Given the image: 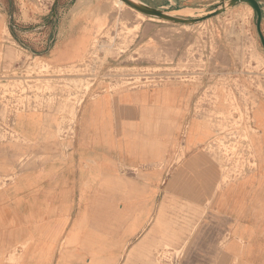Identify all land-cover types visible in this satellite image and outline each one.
Returning a JSON list of instances; mask_svg holds the SVG:
<instances>
[{
	"label": "rangeland",
	"instance_id": "rangeland-1",
	"mask_svg": "<svg viewBox=\"0 0 264 264\" xmlns=\"http://www.w3.org/2000/svg\"><path fill=\"white\" fill-rule=\"evenodd\" d=\"M115 1L11 0L8 3L14 13L10 22L27 41L23 44L30 47L29 50L11 40L7 33L0 42V66L3 65L2 70H10V80L0 81V146L13 150L17 162L14 170L24 164L21 156L25 141L15 128L18 114L28 113L24 116L29 122L32 116L42 117V125L34 123L41 127L38 140L29 147L30 162H35L43 159L34 157L38 149L45 154L43 160L55 152L69 150L77 108L85 96L99 91L120 93L166 87L189 92L193 108L190 116L194 119L189 127L196 124L211 140L203 152L218 175L212 181L211 193L204 200L193 198L194 203L201 200L209 203L222 189L244 179L247 170L251 173L261 170L264 167L263 98L253 104L252 118L258 132L248 133L250 146L219 147L220 136L215 131L217 118L229 119L233 105L229 83L217 79L221 80V75L229 74L246 60L264 61L253 10L241 3L210 20L185 27L142 19L126 6L116 7ZM136 1L154 8L164 7L174 16L193 18L209 13L221 0ZM256 1L263 10L260 29L264 38V0ZM187 9L191 13L183 12ZM237 87L234 91L239 97L246 86L243 83ZM10 96L13 98L8 99ZM21 100L30 108L22 110ZM237 107L241 108L239 99ZM12 110L10 118L5 112ZM39 144L44 146L40 148ZM181 150L174 153L173 170L183 163ZM243 150L251 154V160L244 159ZM192 181L181 178L177 185L180 189L174 190L187 192ZM195 196L203 195H157V211L152 222L137 236V244L132 248V252L137 251L136 263L128 258L125 263L191 264V255L197 251L192 240L201 234L215 233L212 225H205V212L211 204L191 205L189 201ZM149 201V195L127 193L118 200L123 209H111V217L128 222L126 236L140 227L137 204L148 206Z\"/></svg>",
	"mask_w": 264,
	"mask_h": 264
},
{
	"label": "crops",
	"instance_id": "crops-1",
	"mask_svg": "<svg viewBox=\"0 0 264 264\" xmlns=\"http://www.w3.org/2000/svg\"><path fill=\"white\" fill-rule=\"evenodd\" d=\"M9 2L0 0V42L7 33L30 50L10 22ZM191 110L189 92L179 87L91 93L77 108L69 150L43 160L38 149L34 157L43 159L35 162L29 147L42 117L32 116L30 123L18 115L23 167L14 170L13 150L0 146V264L136 263L132 248L152 222L156 196L178 193L203 195L191 197V205L211 204L205 225L215 233L192 240L197 251L191 264H264V167L247 170L217 198L202 201L218 172L203 152L208 135L196 124L189 127ZM179 149L183 163L173 170ZM181 178L193 179L189 191L174 190ZM127 193L150 196L148 206L137 204L140 227L128 236V222L111 217V209H123L118 200Z\"/></svg>",
	"mask_w": 264,
	"mask_h": 264
},
{
	"label": "built area",
	"instance_id": "built-area-1",
	"mask_svg": "<svg viewBox=\"0 0 264 264\" xmlns=\"http://www.w3.org/2000/svg\"><path fill=\"white\" fill-rule=\"evenodd\" d=\"M11 67V66H9ZM0 72V81H9L10 70H2ZM6 73V75L4 74ZM217 81L229 83L231 101L233 105L230 108L231 116L229 119L225 120L223 117L217 118L216 132L220 136L219 147L234 146V147H248L251 145L248 133L258 132L257 126L252 118L254 111V102L257 99H264V61L256 63L250 60L244 61V64L237 65L234 67L229 74L221 75ZM240 82V83H238ZM245 83L246 91H240L241 96H237L234 89H238L237 86H242ZM239 84V85H238ZM8 92L4 93V96ZM11 99L13 97H7ZM27 98V97H24ZM213 98H210L211 101ZM241 101V108L237 107V100ZM7 100V99H6ZM22 110L30 108L29 104L21 100ZM5 114L13 115V110L5 112ZM233 116V117H232ZM9 118V121H10ZM218 126V128H217ZM244 159L251 160V154L246 150H243ZM251 157V158H250Z\"/></svg>",
	"mask_w": 264,
	"mask_h": 264
},
{
	"label": "water",
	"instance_id": "water-1",
	"mask_svg": "<svg viewBox=\"0 0 264 264\" xmlns=\"http://www.w3.org/2000/svg\"><path fill=\"white\" fill-rule=\"evenodd\" d=\"M120 1L124 2L125 5H127L128 7L132 8L133 10H136L137 12H140L141 14L147 17L163 20L168 23L188 25V26L195 25L204 22L208 19L214 18L218 15H221L222 13H225V11L229 8L235 7L236 5L241 3H245L253 10L255 16L256 32L260 41V45L264 50V38L260 29L262 13H261V8L256 0H228L227 2L221 0L215 6V8L212 9L209 13L204 14L203 16L193 17V18H183V17L174 16L171 13H168L165 10H163L164 7L154 8L139 1H134V0H120Z\"/></svg>",
	"mask_w": 264,
	"mask_h": 264
},
{
	"label": "bare ground",
	"instance_id": "bare-ground-1",
	"mask_svg": "<svg viewBox=\"0 0 264 264\" xmlns=\"http://www.w3.org/2000/svg\"><path fill=\"white\" fill-rule=\"evenodd\" d=\"M134 1H136V0H134ZM114 5H115L116 7H118V8H121L122 6H126L127 8L133 10L132 8H130V7H128L127 5H125V3L122 2V1H120V0H116L115 3H114ZM260 8H261V7H260ZM133 11H135V13H136L140 18H142V19H143V18H148L149 20H156V21H159V22H165V21H163V20H159V19H154V18H151V17H147V16L141 14L140 12H137L136 10H133ZM183 12H185V13H191V10H190V9H187V10H183ZM261 13H263L262 8H261ZM208 20H210V19H208ZM206 21H207V20H206ZM204 22H205V21H204ZM202 23H203V22H202ZM183 26L187 27L188 25H183ZM18 115L24 116V115H28V113H26V114H18ZM217 186H218V185H217Z\"/></svg>",
	"mask_w": 264,
	"mask_h": 264
}]
</instances>
